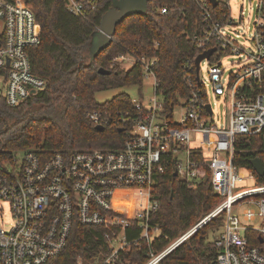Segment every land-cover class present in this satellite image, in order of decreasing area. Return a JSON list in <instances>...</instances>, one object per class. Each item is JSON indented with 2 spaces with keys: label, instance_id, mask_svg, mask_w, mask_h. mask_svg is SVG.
<instances>
[{
  "label": "built area",
  "instance_id": "obj_1",
  "mask_svg": "<svg viewBox=\"0 0 264 264\" xmlns=\"http://www.w3.org/2000/svg\"><path fill=\"white\" fill-rule=\"evenodd\" d=\"M97 2L67 0V8L84 16L97 8ZM200 6L203 24L192 39L199 54L215 51L201 61L199 71L195 61L187 65L188 94L178 95L172 115L166 113L158 91L157 61L129 52L115 57L114 62L130 67L140 64L144 80L154 81L155 96L149 105L132 99L138 112L133 118L127 113L122 120L130 124L122 131L121 149L66 153L27 148L0 153V200L10 204L12 219L0 223V264H46L63 252L79 224L103 226L112 249L96 261L79 258L78 264L113 263L128 245L127 227L138 224L140 239L150 240L158 232L149 223L157 208L152 192L156 178L166 173L192 187L210 175L221 201L175 243L158 255L152 253L146 264H156L222 214L223 232L212 241L217 251L207 264H264V183L257 182L251 169L243 176L245 167L234 163L236 137L264 130V0L252 7L257 19L250 44L239 40L229 0H217V6L200 0ZM167 11L168 7L161 9ZM40 43L41 26L26 1L0 0V96L11 107L46 88V80L33 71L30 56ZM232 54L239 56L241 67L227 73L223 58ZM203 62L207 64L206 81L201 76ZM192 70H196L194 74ZM210 93L223 97L227 104L223 127L216 123L217 102L210 101ZM86 114L98 125L107 122L98 111ZM246 178H253L255 185H238ZM117 190L142 192L136 198L143 197L145 205L128 216L114 206ZM117 227L121 228L119 234Z\"/></svg>",
  "mask_w": 264,
  "mask_h": 264
},
{
  "label": "trees",
  "instance_id": "obj_2",
  "mask_svg": "<svg viewBox=\"0 0 264 264\" xmlns=\"http://www.w3.org/2000/svg\"><path fill=\"white\" fill-rule=\"evenodd\" d=\"M25 1L41 26V43L32 48L30 56L33 71L46 80V88L16 107L7 105L0 96V153L27 148L66 153L121 149L122 131L130 124L122 120L127 113L135 117L138 110L125 92L104 102L96 99L98 93L111 89L138 86L141 92L142 66L125 68L114 62L121 54L130 52L157 61L158 91L168 115H172L178 95L187 96L185 68L199 54L192 35L203 24L200 0L150 1L144 14L120 22L110 45L95 55L101 20L114 0H98L97 8L84 16L72 14L67 0ZM163 7H168L167 13L161 12ZM100 68L109 73H100ZM87 111H98L107 118L103 130ZM254 158L264 164V130L235 139L234 163L254 171ZM254 173L257 182L264 183V175ZM152 193L157 208L149 223L158 232H152L150 240L140 239L142 228L138 224L127 227L128 245L111 264H146L152 253L158 255L175 243L221 201L210 175L192 187L172 173L162 174L156 178ZM223 220V214L214 218L156 264H207L217 251L209 233L219 229ZM120 231L115 228L116 234ZM105 232L103 226L76 225L63 252L46 264H78L79 258L89 262L108 256L112 248Z\"/></svg>",
  "mask_w": 264,
  "mask_h": 264
},
{
  "label": "rangeland",
  "instance_id": "obj_3",
  "mask_svg": "<svg viewBox=\"0 0 264 264\" xmlns=\"http://www.w3.org/2000/svg\"><path fill=\"white\" fill-rule=\"evenodd\" d=\"M258 0H229L231 6V17L236 23L235 31L240 33L241 36L239 40L244 44H250V41L253 38V33L255 30L254 22L257 19L255 10H252V7L255 8ZM239 56L237 55H227L223 58V63L227 68V73L230 71L238 70L241 65L238 63ZM125 68H129L130 64L126 63L123 65ZM201 76L204 81L207 80V64L203 62L201 64ZM128 93L132 99L141 101L145 105H149V100L155 96L154 81L151 78L144 80L143 88L140 92L138 86H131L126 88L111 89L107 91L100 92L96 95V99L99 102H104L112 97L116 96L119 93ZM210 101L217 102V105L214 106L216 114L219 118L216 117L217 125L223 127L227 123L228 118V107L223 97H218L210 93ZM198 138L201 137L200 134L197 135ZM194 145V143H193ZM249 169L244 168L241 170L243 176H248ZM243 187L253 186V178H246L244 182L238 184ZM3 219V222H2ZM11 210L10 204L8 201L0 200V223L11 222ZM6 227L8 224H4ZM223 232V228L211 230L208 236V239L214 241L218 236Z\"/></svg>",
  "mask_w": 264,
  "mask_h": 264
},
{
  "label": "water",
  "instance_id": "obj_4",
  "mask_svg": "<svg viewBox=\"0 0 264 264\" xmlns=\"http://www.w3.org/2000/svg\"><path fill=\"white\" fill-rule=\"evenodd\" d=\"M152 0H114L113 7L110 8L103 16L100 24L99 32L97 33V44L94 51V55L99 53L104 47L110 45L112 38L114 37L117 29V25L124 19L137 15L144 14L148 9V4ZM213 6H217V0H210ZM215 49L207 50L199 54L195 59L197 70L200 69V63L205 58H209ZM100 73H109V70L100 68ZM208 109L211 112V106L208 105ZM100 130L104 129L103 125H97ZM254 171L259 175H264V164L260 158H254L251 161ZM181 243V242H180ZM179 243V244H180ZM178 244V245H179ZM177 246V245H176Z\"/></svg>",
  "mask_w": 264,
  "mask_h": 264
},
{
  "label": "bare ground",
  "instance_id": "obj_5",
  "mask_svg": "<svg viewBox=\"0 0 264 264\" xmlns=\"http://www.w3.org/2000/svg\"><path fill=\"white\" fill-rule=\"evenodd\" d=\"M139 194H142V192L136 190H117L113 199L115 208L131 216L135 208L145 205L143 197L140 199L136 198Z\"/></svg>",
  "mask_w": 264,
  "mask_h": 264
}]
</instances>
